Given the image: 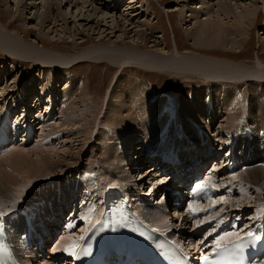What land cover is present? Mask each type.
<instances>
[{"label":"rangeland","instance_id":"374dc122","mask_svg":"<svg viewBox=\"0 0 264 264\" xmlns=\"http://www.w3.org/2000/svg\"><path fill=\"white\" fill-rule=\"evenodd\" d=\"M14 1L15 0H2L1 2L3 3L4 5L3 7L5 8L0 12V34L1 32L16 33L19 39L22 40V42H24V44H30L32 47L36 49L37 48L41 49L42 47H44L49 52L53 53V55H56L55 56L56 60H58L60 56H62L61 58H66V57L70 58L73 55L81 54L85 50L90 49V47L100 46L101 42L104 43L102 45H105V46L107 44H111V42H116L118 40V37L121 36V32L116 31V30L112 32L111 27L113 25V18L115 19L117 18V21H120V18L122 19V15H124V17L131 19L133 15L141 13V11L147 10L145 15L141 14L138 17V19L135 18L132 20L134 21L133 23L138 22V21L141 23H144L148 20L149 23H151L150 25H152L153 27L152 28L154 32L153 37H150L151 35L147 34L148 31L146 32V30H145L146 34H143L142 32V37H141L142 43L140 42L139 44L142 46V47L140 46L141 47L140 49L143 51H147L150 48V46L151 48H154L152 46L154 44L152 41H154L155 38L158 37L159 39L157 38V41L160 43L156 45L155 49L153 50L164 47V54L168 53L170 55L171 53H174L175 49L178 47V52L180 55L188 53L189 55L196 56L199 59L208 58V59H214L216 61L221 60V61H228L231 63L238 62L239 64H243L246 66L257 65L256 62L258 58L262 62H264L263 60L264 58L263 45L264 44H262V42L264 41V0H228L232 4V6H234L236 1H237L236 4H239V5L240 4L247 5V4H250V2L257 3V6L259 7L258 17L255 21V26L254 25L247 26V29H248L247 37L248 38H244L240 40L241 46H237L235 50L228 49V47L227 48L224 47V49L222 47H219V48H216V51L213 54L207 53L206 50L195 49V47L191 45V40L190 39L188 40L185 34V31H186L185 29L188 28L192 22H189V21H186V23L182 22L181 21V15H182L181 11L183 10L187 14V16L191 15V12L200 14L202 11H204L202 9V6L204 8L210 9L211 6L208 5V3H210L211 5H213V8H216V5L220 3L221 0H139V1L138 0H114V1L110 0L109 2L107 0L106 1L88 0L89 3L87 2L86 4H84L86 0H77L78 2L76 0H72L71 4L68 1L60 0L61 1V7H60L61 11L63 14H66V16L68 17L67 18L68 20L66 23L68 28L66 30L63 28L64 25L61 20H58L57 23L55 24H53L51 20L50 22L44 23V26H45L44 33L42 34H40L39 30L37 29L39 26L36 25L37 19H36L35 12L43 11L42 10L43 9L42 5L44 3V2L42 3L43 0L34 1L37 4H39L38 6H36L37 8L33 7L32 5V3H34L33 0H23L22 6H24L25 4L26 5L29 4V6L27 5V9L24 15H20V10H22V8L15 7ZM4 2L6 3V5ZM73 2H77V4L73 6L74 4ZM128 7H132V8L129 9ZM95 9L97 10V12ZM96 22H98L97 24L99 25V27L98 25L96 26ZM101 30H105V33L102 32L103 33L102 35H101ZM105 35H106V38L104 37ZM103 38L105 39L102 40ZM125 40H126L125 42H129V43H127L126 46L124 47L126 48L131 47L132 46L130 44L131 39H128L127 37L125 38ZM117 42L118 43L116 45H119V46L123 45L121 44L122 43L121 41H117ZM225 55H229V57ZM131 61H132L131 62L132 64L129 63L130 62L129 61L126 64L124 63L122 67L118 65H114V63L112 64L108 60L107 62L100 61V60H86V59L75 61L72 63V65L74 66L68 68L69 75L63 74L60 76V79H63L61 80L62 82H53V80L55 79L54 77H56L59 71H64L65 67L61 66L58 69H56L57 68L56 65H52L51 68L44 67V66L40 67L41 64L35 63V60H31V59L25 60L22 58H9L8 55L0 51V120L3 119V123L6 125L10 123V125L8 126L12 128L13 119L12 120L7 119L6 110L11 113V108L16 107L17 109H19V113L17 112L18 115L15 114L16 121H18V118L19 120L20 119L26 120L27 116L29 120V111L27 109L30 107L32 108L30 110L31 113L35 114V111L39 112L34 118V121L36 120L37 123L34 124L33 126L35 127L34 129H37V130L39 129L37 138L38 139L40 138L39 140L37 139V142L32 141L26 146L25 145L21 146V145H17V143H13L11 145L10 150L7 151L6 154L2 155V157H0V166L2 165L0 167V186L6 189L8 188V185L3 182L2 178L4 176H8V177L11 176L12 177V178L10 177L11 179H13V177H17L20 179L19 182L24 181V185L27 184V180L29 179L28 177H27L28 179H26L25 177V174H26L25 170L24 172L21 171L23 170L21 166L20 167H18L17 165L11 166V163H9L12 160L11 158L10 159L7 158L6 156L9 155L11 152H13V149L14 150L20 149L21 151L30 150L33 152H38L37 150H39L40 147L43 148L44 146L48 148L49 150H52V149L55 150L54 151L55 155L53 156V158L55 159L58 156V158H56L55 161H57L58 159V160H61L60 162H63L61 167L58 169L60 171L58 175H51L50 177L46 178V180L44 181L40 180V182H35L31 184L30 187L27 188V190L24 192V195L21 197L15 198L14 202H11L12 203L11 205H14L15 202H20L19 206L24 207V206H21V204L26 203V201L28 200L30 203V199L32 200L33 196H36V198H33L36 202L34 206H35V209L39 210V212H38V215L37 213L35 214H36V218L38 219V222L40 223L41 221L45 220V217L47 216L46 210L48 209L53 210L54 215L60 214V210L64 208L63 205H65L68 202L67 200L69 199L68 197L64 196V194H66L67 192L66 190L71 192L72 190H75V186H78L79 184L85 185L86 188L89 187L88 181L83 179L82 176L77 177L80 171H82L83 169L86 171L91 170L90 172H93V173L94 172H97L99 174L101 173L100 176L105 175L108 172L104 170V166L102 163L106 162L107 158L110 156V154H112V152H110V149L108 151L109 143L105 144L106 138L113 136L112 129L110 128V122H112V120L108 119V121L104 123L105 120H103V118L105 116L107 106H108V109H112V107L115 105L116 93L115 95L112 96V91H114L113 89H115L114 87L117 83L116 81L119 79V76L123 77L124 75H128L132 78L137 79L138 81H143L144 87L146 88L145 92L147 93V95L152 96L154 99L156 98L163 99L166 102L165 100L166 98H164L166 97L165 95L163 94L156 95V93L158 91L168 92L170 94L173 93L172 95L174 97V102H176L177 104L175 106V109L173 110L169 109V111H171L174 114H178L177 112L180 110L179 108L181 106V103H184L183 101L184 96L187 98L188 96H191V93L197 94L198 90L201 88H204V86L206 88H212V86L222 85L223 87L226 86L225 88H232L233 90L235 89L234 91H237L238 93H240L241 109H242V112L243 111L245 112V116H246V117L244 116L243 121H247L249 123L254 120L253 118H249V116L247 115L248 113L247 111H249L248 110L249 100L252 97V95L255 97H259V99L264 102V83H260L257 81H252V82L246 81V82H238L236 84H231V83L223 82L221 80L215 82L211 79H207L204 77L202 78L201 76L195 73H192V75L188 74L187 76H183L179 74L170 75L162 71H158V70H152V69L149 70L148 68H145L144 66L142 67V65L140 66V64L139 66H137L136 65L137 63L134 65L133 64L134 60H131ZM13 64L17 66L15 69L13 67ZM49 69H51L49 71L51 81H48V80L45 81L44 72ZM45 78L47 79V77ZM70 78L72 79L75 78L74 81L75 80L78 81L77 87H82L83 85V83L81 85L79 84L82 82L80 78L87 81L86 86H84L85 88H87V92L86 94H84V101L82 105L78 104V106L81 109L80 112L81 113L83 112L86 117L85 120L82 119V121L81 120L79 121L85 122L86 124L84 123L82 131L81 129H79L80 127L77 126L78 124H75L76 127L74 126V128L70 126L67 127L66 125L61 126L60 127L61 129L58 128L57 130L58 133L55 134L56 138L55 136H53L52 138H50V142H49L47 140L49 135L47 136V134H50L49 133L50 131H48L47 129L49 128L50 130V128H53V126L55 127L56 124H57L56 127H59L63 122V118L60 117L61 113H59V111L56 110V106H54L53 104H49L48 102L51 97L52 99H54V103H57V101H55L56 97L50 93H53V91H57V92L63 91L64 89H65L64 91H66L68 87H70V83H72L70 81ZM11 81H15L16 84L15 85L12 84L10 87L11 89H9V84H11L10 83ZM47 85H50L49 90H51V92L49 94L47 92H43L44 87ZM72 85L73 87H75V84H72ZM5 90L8 91L7 92L8 94H5L3 92ZM76 94H73V95H76ZM118 96L120 97L121 94H119ZM24 98H26V101H25L26 103H23V101L20 100ZM124 98L127 99L125 94L123 95V99ZM38 101L39 103L38 105H36ZM108 102H109V105H108ZM5 104H7L6 107L4 106ZM9 104L11 105L9 106ZM131 104L132 102L130 100L128 102L127 101L125 102V106L128 105V107H130ZM125 106L123 110L119 112L115 111L114 113H111V110H110L109 114L110 113L111 114H124L125 111H127ZM22 108H23V111L20 110ZM35 108L36 110H34ZM189 109L193 110V108H189ZM14 111L15 110H13V112ZM188 111L190 112V110ZM129 112H132V111H129ZM207 116L208 117L205 118L204 121H199L197 125L194 124L193 126H196V130L199 127L202 128V129H199V131L201 130L204 131V129H206V132L209 131V134L211 131V134H212L211 136H213L215 133L219 134L222 131L219 134L218 138L215 139L214 141V142L220 141L219 145L216 146L215 148L218 147L221 149L223 142L224 144H225V141L230 142L229 137L231 136L232 138L235 139V141L237 139V144L242 145V146L246 145V141L243 140L241 137L240 138L238 137L239 136L238 132H237V135L232 134L233 130L229 129L228 130L229 133H226L224 129L219 128L220 127L219 125L221 124L223 119H220L219 121L220 123H219L217 121V118L212 119L209 117V114H207ZM170 123L171 121L166 122L165 124H170ZM259 124L263 126L262 121H259ZM42 125L44 126V128L40 129ZM186 127L187 126L184 124L185 131L187 130ZM106 128H109V130ZM1 131H7V129L6 130L1 129ZM200 133L201 132L198 133L197 131H195V133L193 134V133H190L189 131V136L192 139L193 143H195L196 145L198 144L199 150L201 149L204 151V152L202 151L204 155V153L207 150L203 148V145L206 142L208 143L207 146L210 147L209 146L210 141L206 139L205 142L203 141V145H200V142L197 139L200 136ZM163 134H164L163 137L157 136V137H160L157 147L156 145L152 143L153 141L151 140H147L146 142V138H145L143 143L146 142L147 143L146 145L142 144V146L140 147L132 146L131 149L127 150L126 154H128V159L124 161L125 162L124 164H127L125 167L129 168V173L131 174L132 177L136 176L135 178L136 182H134L132 186H126V188L129 187L128 190H129V193L131 194V198L133 199L140 198L141 196L138 194L143 195L144 193V195L146 194L148 195L150 193L151 195L150 196L148 195L150 200H153V199L159 200L160 192L164 188L163 187L164 183L161 182L162 181L161 179H163L165 175H168L167 172L161 173L160 170H158V174L156 175H154V172H150V174L147 173L149 172V168L152 167L150 166L151 164L150 161L143 163L142 165L141 164L139 165L138 163L137 167L132 166V163L136 161L135 160L136 156L133 158V154L135 152L138 154L139 152L138 150H140L142 147H145L146 149L148 145L151 143L152 145H149V148L148 150L146 149V151H153L152 149H157L155 152L158 154L161 152V149L164 147L173 148L174 144L178 143V148L182 149V146L186 144L184 143V138L180 139L177 136V139H176V135H174L173 132H170L169 130L164 131ZM138 136L139 135L136 134V132L133 135V137L135 138ZM154 140L156 141L157 138H155ZM44 142H47V143H44ZM111 142L113 143V140ZM181 142L183 143L182 146L180 145ZM57 143H59V145L57 148L54 149V146L52 145L53 144L56 145ZM261 143H264V142H261ZM261 143L259 145L260 149L258 153L255 152L256 146L254 145L253 146L254 153L252 155H249L250 157L252 156L250 160H254V161L253 162L244 161L243 163V164L248 163L250 167L247 166L244 170H239L237 173V176L233 178L234 179L233 181H235L237 184L234 186L235 189H237V192H235L236 190H234V193L236 196H234V198L224 197L223 195L224 191H223V193L218 195L217 198L213 199L212 203H209L207 205L209 206L215 203L214 205L215 207H217L216 211H218V212H214L215 214H218L219 212H221V210H225V211L236 212L238 213V215H240V212L242 210V211H245L246 215L250 212L249 214L251 215L246 217L247 221L249 220L250 222V220L254 218L253 214H254L255 209L264 207V191H262V189H259V188L253 189V187L248 186V185L243 186L241 185L240 183L241 181L238 178L239 172L241 174L246 170L253 169L255 167L256 168L261 167V165L264 168V144H261ZM44 144H46V146ZM131 144L134 145V142H132ZM36 145L38 148L35 147ZM207 146H205V148ZM120 152L121 151L119 149L118 154ZM167 152H169V149H167ZM33 154L35 155L36 153L31 154L30 156L31 159L36 157ZM39 154L40 152L38 153V155ZM118 154L117 156L120 157ZM193 154L194 153L192 151L190 152L186 151L184 155V159L190 158V156ZM225 154H223V156H225ZM260 154L262 155L260 156ZM4 156L6 158H3ZM203 158L204 156H202V159ZM217 158L219 157H216V159ZM96 159L100 162L98 163L96 162L95 165H92L93 161H95ZM216 159L212 158L211 160L212 162H215L217 161ZM109 161H111V158ZM130 161H131V164H130ZM77 162H80L81 165L78 166L77 169H75L73 165ZM207 162L208 164L206 163L205 167L211 166L212 162H210L209 160H207ZM239 162L240 164H242V161L240 159H239ZM215 164L214 166H217ZM219 165L220 166H217L216 168L219 167L222 169L225 166L222 163H220ZM214 166H213V171H216V168H214ZM75 174L77 177L75 179L76 182L74 179L71 180L72 182L66 181V180H69L71 177H74ZM105 176H107V174ZM140 176H142V178ZM227 177L228 175L223 176V178H219L222 181V183H220L221 184L220 188H222L224 185L230 182L232 177L227 180L226 184L225 183L223 184V179ZM100 178L102 179L103 177H100ZM168 178L169 177H166L165 179H168ZM57 183H59V185H57ZM103 187H104V191L107 190L108 188L106 185H102V188ZM131 187L135 189L132 190ZM243 188L247 190H244ZM241 191H243L244 193ZM62 192L64 194H62ZM239 192L241 195H243V197L239 195ZM246 194L248 196H245ZM256 196L258 198H256ZM37 197L40 199H37ZM44 197L47 200L44 199ZM241 198L243 201L240 200ZM259 198L262 200L260 201ZM244 200H245V204H244ZM137 207H138V203H137ZM87 209H88L87 207H83L84 211ZM57 211L59 213H57ZM84 211H82V213ZM215 214L211 215V217L214 216ZM16 215L21 216L19 213H16L15 216ZM152 215L153 216H149L148 218H150L149 219L150 222L156 225H160L161 223L159 222L161 221H165V224L167 225L169 224V222L173 224L177 223L175 222V219L172 218L173 216L172 217L170 216L169 218L167 217L164 219V218L157 217L156 213ZM83 216L84 214H82V217ZM185 218L186 216L184 217V219ZM202 219L203 218L197 219V220L201 221L202 223L203 222ZM178 220L180 219L176 218V221ZM185 220H189V219L186 218ZM45 223L46 225L49 223L48 225H50L52 228L54 227L53 224H55L56 226L58 222L47 221ZM194 223H197V221L195 222L192 220L188 222L189 227L187 229L188 230L187 233H191L193 231L194 226L192 225ZM211 232L212 231H209L208 234H210ZM19 233L21 234V231ZM67 236H70V235H67ZM71 236H74V235L71 234ZM201 236L202 235H199V237H197V241H199L202 238Z\"/></svg>","mask_w":264,"mask_h":264},{"label":"bare ground","instance_id":"6f19581e","mask_svg":"<svg viewBox=\"0 0 264 264\" xmlns=\"http://www.w3.org/2000/svg\"><path fill=\"white\" fill-rule=\"evenodd\" d=\"M22 1L23 0H15L14 1L15 7H17V8L21 7L22 8V10H20V15H24L26 12V9H27V5L29 6V4H27V5L25 4L24 6H22V3H23ZM34 1L35 0H33V2ZM63 1H68L70 4L72 3V0H63ZM104 1H106V0H104ZM107 1L109 2L110 0H107ZM1 2H2V0H0V12L5 8V7H3L4 5ZM77 2H73L74 3L73 6L76 5ZM87 2L89 3V1L86 0V2L84 4H86ZM42 3H43V5H42L43 11L42 12H39V11L35 12L36 13L35 14L36 19H37L36 25L39 26L37 28L39 30V33L40 34L44 33V27H45L44 23L50 22L51 20H52L53 24L57 23L58 20H61L63 25H64L63 28L66 30L68 28L66 25L68 17L66 16V14H63L61 11V8H60L61 7V1L60 0H43ZM112 3H114V2H112ZM236 3H237V1H236ZM236 3L234 4V6H232V4L228 0H221L220 3H218L216 5V8H213V5L208 3V5L211 6L210 9L204 8L202 6V9L204 11H202L200 13L201 16L198 13H192V12H191V15L187 16V14L183 10L181 11V14H182L181 15V21L184 23H186V21L192 22L191 25L189 24L190 26L185 29L186 30L185 34H186L188 40L189 39L191 40V45L194 46L195 49L206 50L207 53L213 54V53H215L216 48H219V47H222L223 49H224V47H226V48L228 47V49H234L235 50V48L237 46H241L240 40L244 39V38H248L247 37V34H248L247 26H250V25L255 26V21L258 17V13H259L258 12L259 7L257 6V3H255V2H250V4H247V5H241V4L239 5ZM5 5H6V3H5ZM32 5H33V7L37 8L36 6H38L39 4L34 2V3H32ZM128 8L131 9L132 7H128ZM82 10H84V9H82ZM96 12H97V10H96ZM146 12H147V10L141 11V13L133 15L131 19L124 17V15H122V19L120 18V21H117V18L116 19L113 18V25H112L111 29H112V32H114L115 30L121 32V36L118 37L117 41H121L122 42L121 44H123L122 46L116 45L118 43L117 41L111 42V44H107L106 46L102 45L104 43L101 42L102 46L100 45L98 47H90V49L85 50L81 54L73 55L70 58L66 57L67 59L61 58L62 56L59 55L60 57H59V59H58L59 61H58L55 58L56 55H53V53L46 50V48L42 47L41 49L40 48L36 49V48L32 47L30 44H24V42H22V40L19 39V37L17 36L16 33L1 32V34H0V51L4 52L6 55H8L9 58H22L25 60H27V59L28 60H30V59L35 60V63L41 64L40 67L44 66V67L51 68L52 65H56L57 66L56 69H58L61 66L65 67L64 71H59L58 74L56 75V77H54L55 79L53 78L54 79L53 82H62L61 80H63V79H60V76L63 74L69 75L68 68L74 66V65H72L73 62L86 59V60H100V61H106V62L108 60L110 63H112V64L114 63V65H118L120 67H122L124 65V63L126 64L129 61H130L129 63H131L132 62L131 60H134V62H135V63L133 62L134 65L137 63L136 64L137 66H139V64H140V66L142 65V67L144 66L145 68H148L149 70L150 69L158 70V71H162L166 74H170V75L171 74H179V75H183V76H187L188 74L192 75V73H195V74L201 76L202 78L204 77L207 79H211L215 82L221 80L223 82L231 83V84H236L238 82H246V81H250V82L257 81L260 83H264V62H262L259 58L257 59V62H256L257 65L246 66L243 64H239L236 60L235 61L237 63H231L228 61H221V60L216 61L214 59H208V58L199 59L198 57L193 56V55H189L188 53L180 55L178 52V47L175 49L174 53H171L170 55L168 53L164 54V47H162L160 49L153 50V49H155V46L160 43L157 41L158 37H156L155 40L152 41L154 43L152 45L154 48H151V46H150V48L147 51L141 50L140 48L142 46L139 43L140 42L142 43V41H141L142 32H143V34H146V32L148 31L147 34H150L151 35L150 37H153L154 36V34H153L154 32L152 30L153 27H152V25H150L151 23H149L148 20L144 23H141L139 21L133 23L134 21H132V20L135 18L138 19V17L141 14L145 15ZM52 15H53V17H52ZM97 23L98 22H96V26L98 25ZM98 27H99V25H98ZM145 30H146V32H145ZM102 32L105 33V30H101V35L103 34ZM112 32H110V33H112ZM104 37L106 38V35ZM127 37H128V39H131L130 44L132 46L126 48L124 46H126V44L129 43V42H125L127 40V39L125 40V38H127ZM105 38H103L102 40H104ZM262 44H264V41L262 42ZM263 49H264V45H263ZM49 53H51V54H49ZM229 55H225V56L229 57ZM263 60H264V58H263ZM13 67L15 69L17 66H15L13 64ZM50 70L51 69L44 72L45 73V76H44L45 81L46 80L51 81L50 80V74H49ZM45 77H47V79ZM69 77H71V76H69ZM74 79L70 78V81L72 83H70V87H68V89L66 91H64L65 90L64 89L63 91H59V92L53 91V93H52L53 96H55L57 94L58 96H68V98H67V100H65L64 108H62L61 106L59 108V113H61L60 117L63 118L62 124L59 127H56V125H57L56 124L55 125L56 128L53 126V128H50V130H49V128L47 129L48 131H50L49 133L52 134V135H50V134L46 133L47 136L49 135L48 139H47L49 142H50V138H52L53 136H55V134L58 133L57 130L61 126L66 125L67 127L70 126V127L74 128L75 124H78L77 126L80 127L79 129H81V131L83 130L82 128H83V125L85 122H81V121H82V119L85 120L86 117H85V114L83 112L82 113L80 112L81 109L78 106V104L82 105V103L84 101V94H86V92H87V88H85L84 86H86L87 81L80 78V80H82V82L79 84L81 85L83 83V85H82V87H77L78 81H76V80L74 81ZM15 81L10 82L11 84H9V89H11L10 87L12 84H14V85L16 84ZM116 82L117 83L114 87L115 89L112 88L114 90V91H112V96L115 95V93H116V98L114 97L115 98V105L112 107V109H108V106H107V108H106L107 110H106L105 116L103 118V120H105L104 123H106L108 121V119L112 120V122H110V128L112 129V132H113V136L108 137L105 140V144L109 143L108 151L110 149V152H112V154H110V156L107 158L106 162H104V163L101 162L104 166V170L108 171L106 173L107 176H105L106 174L100 176V177H103L102 178V184L106 185L107 187H110L112 185H117V186H120L121 188H123L125 193L128 194L129 193V190H128L129 187L126 188V186H132L133 183L136 182V179H135L136 176L132 177L131 174L129 173V168L125 167L127 164H124L125 163L124 161L126 159H128V154H126L127 150L131 149L132 146L133 147H136V146L140 147V146H142V144L146 145L147 140L153 141L152 143L154 145H156V147H157L158 141L160 139V137H157V136H160L159 135L160 133L167 131V130H169L170 132H173L175 130V127H173V126H177L178 128H184V124H185L187 126L186 127L187 132L190 131V133H193V134L195 133V131H197L198 133L201 132L200 136L197 138L200 142V145H203V141L205 142V140L207 139L210 141L209 146L213 147L212 144L214 143L215 139L218 138L219 134L222 131L219 134L215 133L213 136H211L212 135L211 131H210V134H209V131L206 132V129H204V131L203 130L198 131V130H196V126H193L194 124L197 125L199 121H204V119L208 117L207 114H209V117L212 119L217 118L218 122L220 121V119H223V121L219 125L220 126L219 128L224 129L226 131V133H229L228 130L232 129L233 130L232 134L237 135V132L238 133L242 132V134H244L245 129H247L250 126L252 129V132L254 133V139L252 140V143H250V144H254L256 146V149H255L256 153H258V151L260 149L259 148L260 143L264 142V102L262 100H260L259 97H255L252 95V97L249 100V106H248L249 111H247L248 112L247 115L249 116V118L254 119L250 123L247 121H243V118L245 116V112L244 111L242 112V109H241L240 93H238L237 91H234L235 89L233 90L232 88H225L226 86L223 87L222 85L212 86V88H206L204 86V88H201L198 90L197 94L191 93V96H188L187 98L183 95L184 96L183 97L184 103H181L180 108L178 107L180 109L177 112L178 114H174L171 111L167 110L170 114V115H168V114L161 112V109L164 106L167 107L166 102L163 99H158V98L154 99L152 96L147 95V93L145 92L146 88L144 87L143 81H138L135 78H132L128 75H124L123 77L119 76V79ZM72 84H75V87H73ZM219 84H221V83H219ZM7 87H8V85H7ZM53 87H55V86H53ZM49 88H50V85L45 86L43 89V92H47V90ZM3 92L5 94H8L7 93L8 91H6V90ZM9 94H11V93H9ZM73 94H76V95H73ZM119 94H121L120 97L118 96ZM124 94L127 97V99H125V98L123 99ZM50 99H51V97H50ZM20 100H22L23 103H26L25 102L26 98L20 99ZM129 100L132 102L131 106L130 107H128V105L125 106V102L126 101L128 102ZM39 101L37 102L36 105H38ZM59 104H60V102H59ZM108 105H109V102H108ZM124 106L126 107L128 112L125 111L124 114H111V113H114L115 111L119 112V111L123 110ZM189 108H193V110H191ZM196 108H198V109H196ZM11 109L14 110V107H12ZM110 110H111V113L109 114ZM188 110H190V112ZM78 111H79V113H78ZM129 111H132V112H129ZM108 114H109V116H108ZM4 117H5V115H4ZM27 120H28V116H27ZM60 120H61V118H60ZM79 120H81V121H79ZM5 121H6V119H5ZM14 121H16L15 117H14ZM18 121H22V120L21 119L19 120V118H18ZM170 121H171L170 124H165L166 122H170ZM259 121H262L263 126H261L259 124ZM8 125H10V123ZM8 125L3 123V119L0 120V141H6V138L10 135V133L14 131V128L9 127ZM1 126H3V127H1ZM197 127H199V126H197ZM43 128H44V126L42 125L40 127V129H43ZM1 129H3V130L7 129V131H1ZM47 130H45V131H47ZM62 131H64V130H62ZM110 132H111V130H110ZM135 132H136V134L139 135L136 138L133 137ZM233 137H234V135H233ZM238 137L239 138L241 137L243 140H245V137L243 135H239ZM55 138H56V136H55ZM145 138H146V142L143 143ZM155 138H157L156 141L154 140ZM178 138H180V137L178 136ZM229 138H230L229 141L231 143L236 142L235 139L232 138V136ZM112 140H113V143L111 142ZM65 142H66V140H65ZM132 142H134V145L131 144ZM226 142L227 141H225V143ZM44 143H47V142H44ZM152 143L149 145H152ZM219 143H220V141H219ZM221 143H222V141H221ZM182 144L183 143L181 142L180 145L182 146ZM204 144H206V142ZM207 144H206V146H207ZM261 144H264V143H261ZM38 145H39V143H38ZM44 145L46 146V144H44ZM58 145H59V143H57L56 145L53 144L52 146H54V149H55L58 147ZM149 145L146 148L147 150L149 148ZM176 145H178V143L174 144V147ZM223 145H224V142H223ZM197 146H198V144L196 145V147ZM1 147L2 146H0V148ZM35 147L38 148L37 145ZM10 148H11V145L6 147V153H7V151L10 150ZM213 148H215V147H213ZM119 149L121 152L118 154ZM146 149H145V147H142L140 150L137 149L139 152H138V154L136 152L133 154V158L136 156L135 157L136 161L134 163H132V166L137 167L138 163H139V165L140 164L142 165L143 163H146L145 161H146V159H148L151 163L150 166H152V167L149 168V172H147V173L150 174V172H154V175H156V174H158V170L160 168L156 167L158 164H156L155 162H157V163L158 162L159 163H165V162H162L160 159H157V160L155 159L156 154H158L155 152L157 149H152L153 151H146ZM215 149L217 151H219V150H222V147H221V149L218 147ZM19 150L20 149H16V150L13 149V152H11L6 157L9 159L11 158L12 161L9 162V163H11V166H13V165L14 166L17 165L18 167L21 166L23 168V170H21V169L20 170L23 172L25 170L26 174L28 175L27 176L25 174V177H26V179H28V178L29 179L27 180V184L24 185V181L19 182L20 179L17 177H13V179H11L12 178L11 176H10L11 178L8 176H4L2 178L3 182L8 185L7 189L0 186V213H2V215H5V214L9 213L10 211H13L15 208H17L20 205V202H15L14 205H11L12 204L11 202H14L15 198L23 196L24 192L27 190V188L30 187L31 184H33L35 182H40V180L44 181V180H46V178L50 177L51 175H58V173H60V171L58 169L63 164V162H60L61 160L57 159V161H55V159L58 158V156H57L58 154L56 155L57 157L55 159L53 158V156L55 155V152H54L55 150H53V149L49 150L48 148H46L44 146H43V148L40 147L39 150H37L38 152H33L30 150L29 151H23V150L19 151ZM178 150L180 152V157H181L183 150L181 148L180 149L178 148V149H174V152H176ZM198 150H199V148H198ZM242 150H243L242 151L243 153L239 152L240 153L239 159L242 161V164H243L244 161L248 158V156L246 154V149L245 150L242 149ZM35 151H36V149H35ZM134 151H136V150H134ZM202 151L203 150H201V149L198 151V153H199L198 158L200 160L202 159L203 152H204V151L203 152ZM39 152H40V154L38 155ZM6 153H3V151L0 152V157H2V155L6 154ZM32 153L37 154V155L33 154L34 156H36L33 159H31V157H30ZM117 154L120 157H118ZM261 155L262 154H260V156ZM169 156H170V159L173 158V156L171 154ZM6 157L4 156L3 158H6ZM110 158H111V161H109ZM112 160H113V162H112ZM108 161H109V163H108ZM151 161L153 162V164ZM193 161L192 160L184 161L182 163L183 167L172 166L173 164L169 163V165L172 166L171 169L173 170V172H175L173 174V176L174 177L181 176L179 173L180 171H177V168H183V171L186 172V174H189L190 171L187 170V167H188V164L189 165H195V164H193ZM96 162L98 163L100 161H98L96 159L95 161H93L92 165H95ZM259 162H261V161H259ZM80 165H81V163L77 162L73 165V167L75 169H77V167ZM153 165L155 166V168H153L154 167ZM161 165H163V164H160V166ZM5 166H3V167H5ZM70 166H71V164H70ZM128 167H129V165H128ZM195 167L196 168L192 169L191 172L197 171V169L200 168L199 165H195ZM208 167H210V166H208ZM216 167L217 166H214V168H216ZM109 169H110V171H109ZM20 170H19V172H20ZM220 170H222V169L219 167L216 168L215 173H217V171H220ZM210 172L211 173L214 172L213 168L208 171V173H210ZM112 173H114V174H112ZM139 175H141V174H139ZM140 177L142 178V176H140ZM213 177H215V175H213ZM141 178H140V180H141ZM181 178L184 179L187 177L182 176ZM238 178L241 181L240 182L241 185H243V186L248 185V186L253 187V189L259 188V189H262V191H264V168L262 167V165H261V167H257V168L255 167L253 169L246 170L241 174L239 172ZM161 180H162L161 182L163 183V182L167 181L168 179L163 178ZM169 180H171V179L169 178ZM240 187H242V186H240ZM131 189L134 190L135 188L133 189L131 187ZM244 190H247V189H244ZM66 191H67L66 194H64L63 192H62V194H64V196L70 198L72 195L71 192H73V190L71 192H69L68 190H66ZM241 192H243V191H241ZM138 195H140V194H138ZM47 198H49V197H47ZM256 198H258V197L256 196ZM37 199H40V198L37 197ZM44 199H46V198L44 197ZM131 199H133V198H131ZM141 199L143 200L144 198H141ZM240 200H242V198ZM259 200L261 201L262 199L259 198ZM257 201H258V199H257ZM238 202H239V200H238ZM244 204H245V200H244ZM260 204H261V202H260ZM207 205H204L203 207H207ZM258 205H259V203H258ZM63 206H65V205H63ZM138 207H140V204H138ZM144 209H145V207H144ZM164 209H165V206H164ZM33 210L38 215L39 210L35 209V206H34ZM149 210H150V207L149 208L146 207L145 211L142 212L147 220L150 219V218H148L149 216H153L152 214L156 213V212H150ZM46 211H47V213H46L47 216L45 217L44 221H41L40 223L38 222L37 229L35 227V225H36L35 222L38 221V219L33 221L34 225L32 224L33 225L32 233L35 232V234H38V235L41 234V237L44 240V244L48 243L47 239H48V235L50 234L51 229H53V230L57 229V224H56V226H55V224H53L54 227H52V228L50 225H48L49 223L46 225L45 222H47V221L51 222L48 219V215H50V216L54 215L53 210L48 209ZM74 212H76V211H74ZM57 213H59V212L57 211ZM96 213H97V211H95V213H92V214L86 213V214H84L83 217L85 218V221H88L90 216H92V215L95 216ZM165 214L168 215L169 213L165 210L164 214H162V215L157 214V217L164 218V219L167 217H170V215L166 216ZM183 215H184L183 214V208L178 209L176 211L175 216H177L178 219H181V221L186 219V218L184 219ZM16 217H19V215H16ZM95 218L90 219V221L94 222ZM172 218L174 219V217H172ZM198 222L199 221H197V223H195V224H198ZM159 223L165 224V221H161ZM167 223H168V221H167ZM16 226H18L20 228L21 233L25 232L24 224L22 223L21 220L15 219V221L13 222V227L15 228ZM20 231L17 232L18 237L21 235L19 233ZM67 235H69V234H67ZM67 235L64 234V236L59 237L58 242H56L57 244L53 247V249H63V247L66 244H69V242H71L77 234H73L74 236H71V235L67 236ZM192 236L197 237V232L193 231L191 235L188 234L189 239H191ZM196 247L197 246H194V248H196ZM35 254L37 255V257L35 256ZM25 255L26 256H25V259H23V262H25L26 264H31L32 259L38 260L37 258H39L42 254L40 252H36V250L33 246L32 249L28 250V252L25 253ZM45 258L54 259V256L51 254H48ZM38 264H55V262L52 263V262H49L46 260H42L41 262L38 261ZM60 264H67V262H65V260H64V261H61Z\"/></svg>","mask_w":264,"mask_h":264},{"label":"snow or ice","instance_id":"6c2138e0","mask_svg":"<svg viewBox=\"0 0 264 264\" xmlns=\"http://www.w3.org/2000/svg\"><path fill=\"white\" fill-rule=\"evenodd\" d=\"M198 187L202 188V185H199ZM0 216H2V213H0ZM0 230H2V225H0ZM231 234L230 233H225L224 235L219 236L218 238H216V245H217V249H221L224 248L225 251L228 250H238L244 247V242L242 240H238L236 242H233L231 245V249L224 247L223 245H221V241L226 240ZM249 239L251 240H261V237H259L258 235H256L255 233L249 231L245 234ZM198 243H203V240L201 239L200 241H198ZM0 255H4L7 256V250L0 245ZM69 255H72L74 257L78 258V254L74 253V252H69ZM0 264H2V262H0ZM203 264H213L212 261L209 260V258L207 257V255H205L203 257ZM252 264H255V262H252ZM260 264H264V259H261Z\"/></svg>","mask_w":264,"mask_h":264}]
</instances>
